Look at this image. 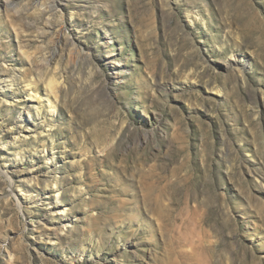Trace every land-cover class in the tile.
Listing matches in <instances>:
<instances>
[{"label":"rangeland","instance_id":"374dc122","mask_svg":"<svg viewBox=\"0 0 264 264\" xmlns=\"http://www.w3.org/2000/svg\"><path fill=\"white\" fill-rule=\"evenodd\" d=\"M7 1L0 264H264V0Z\"/></svg>","mask_w":264,"mask_h":264},{"label":"bare ground","instance_id":"6f19581e","mask_svg":"<svg viewBox=\"0 0 264 264\" xmlns=\"http://www.w3.org/2000/svg\"><path fill=\"white\" fill-rule=\"evenodd\" d=\"M7 1V0H6ZM35 1V0H34ZM7 2H9V0L7 1ZM22 2V1H21ZM27 4V3H26ZM32 6V5H31ZM72 51H70L69 52V54L67 55V58H68V56L69 57H73L72 56ZM74 55V54H73ZM72 59V58H71ZM70 59V60H71ZM58 91L57 90H54V89H49L48 91H47V93H46V95H45V100H46V102H47V106H48V108L50 109V111L51 112H53V113H55V110H56V108H57V104H58V102H59V99H58V93H57ZM57 199H58V196H57ZM55 206L56 207H58L57 206V204H55ZM58 211H59V213H62V214H64V211H65V208H59L58 209ZM62 218H63V220H65V216H62ZM67 221H68V218H67ZM65 222H66V220H65Z\"/></svg>","mask_w":264,"mask_h":264}]
</instances>
